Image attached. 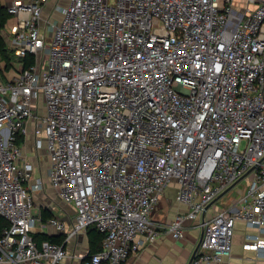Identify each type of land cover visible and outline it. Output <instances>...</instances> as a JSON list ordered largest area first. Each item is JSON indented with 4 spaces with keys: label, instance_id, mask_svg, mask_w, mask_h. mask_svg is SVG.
I'll return each instance as SVG.
<instances>
[{
    "label": "built area",
    "instance_id": "2783aa9c",
    "mask_svg": "<svg viewBox=\"0 0 264 264\" xmlns=\"http://www.w3.org/2000/svg\"><path fill=\"white\" fill-rule=\"evenodd\" d=\"M48 2L12 0L0 30L16 59L0 73V264H58L91 226L101 244L84 264H122L188 222L192 263L230 264L238 219L264 257V0H69L42 32ZM28 121L69 226L33 210L46 182L24 152ZM172 183L185 208L155 220ZM38 226L62 241L39 243Z\"/></svg>",
    "mask_w": 264,
    "mask_h": 264
},
{
    "label": "crops",
    "instance_id": "0c3cea01",
    "mask_svg": "<svg viewBox=\"0 0 264 264\" xmlns=\"http://www.w3.org/2000/svg\"><path fill=\"white\" fill-rule=\"evenodd\" d=\"M1 3L6 7L8 3L12 0H0ZM244 0H238V2H243ZM262 0H259V2ZM69 3V0H49L48 4L44 8L43 17L41 20V31L45 32L47 28L46 22L49 20H60L61 19V7L66 6ZM255 4L252 5L254 7ZM57 9V10H56ZM2 61V65L5 67L1 68V72L8 71L9 68H6V63L4 60ZM14 61H11L13 64ZM15 63V62H14ZM27 136L28 140L26 141V145L30 143L33 149L34 142L30 137L33 135V123L32 121H28L27 123ZM43 148L37 149L41 150ZM36 150V149H35ZM49 163V157H48ZM237 186L240 190H243L245 187V180L240 181ZM52 188V187H51ZM176 185L172 183L168 186L164 192V194L159 198L157 205L151 212V216L155 220H167L171 218L176 212L177 209L181 210L185 207L178 205L173 196V192L175 195ZM232 197L231 192L225 195V197L218 198L213 204L212 207L216 205L222 206L226 203V201ZM219 199L221 200V204L218 203ZM65 202V201H64ZM66 203V202H65ZM68 204V203H67ZM72 209L73 206L68 204ZM176 210V212H174ZM170 212L168 218L166 214ZM172 212V213H171ZM40 214V212H37ZM54 213V211L52 212ZM60 215L59 213H54L53 216ZM63 216V215H62ZM73 217H74V209H73ZM60 218V217H59ZM63 219V218H61ZM48 220V219H47ZM65 220V219H63ZM42 221V220H41ZM71 221L65 220L67 225L69 226ZM45 223L44 221H42ZM36 232H46L49 234H60L51 226H47L45 229H41L40 226L36 229ZM259 230L255 226H249L245 223V221L238 219L235 224L234 234L232 237V252L230 256V264H264V257H259L257 252L245 246L246 243V235L258 233ZM264 236V233L261 234ZM200 237V230L198 227L194 226L193 223L188 222V225L185 229V235L181 239H174L170 234L160 235L158 238L148 242L143 248L138 251L131 253L127 259L122 264H193L190 262L191 256L195 250L196 244L198 243ZM66 248L68 251V256L63 258L58 264H84V257L88 253L89 248V238L87 232L84 234L78 235L73 240H70L66 244Z\"/></svg>",
    "mask_w": 264,
    "mask_h": 264
},
{
    "label": "rangeland",
    "instance_id": "374dc122",
    "mask_svg": "<svg viewBox=\"0 0 264 264\" xmlns=\"http://www.w3.org/2000/svg\"><path fill=\"white\" fill-rule=\"evenodd\" d=\"M1 60H3V59L0 57V70H1V68L5 69V67L2 65ZM9 60L10 61H16L15 55L10 53L9 54ZM40 112L43 114L44 113L43 109H41ZM30 137L33 139V142H34V136L30 135ZM27 140H28V136H27L26 141ZM24 152L28 156H30L31 160L33 161L35 168H36V174L45 178V182H46V187L43 190L36 192L34 194V203H33L34 208H33V210L35 212H39L41 207H46V208L51 209L52 212L54 211V213L60 212V215L57 214L60 218H63L65 220H67L68 222L71 221L73 218V209L67 203H65L60 198L57 191H55V189L51 188L47 183L46 170H47V167L49 164L48 163V157L49 156H48L47 151L45 149L35 150L32 148L30 143H28L24 147ZM233 193L235 194L234 191L231 194L233 195ZM172 198H174V192H173ZM221 200H223V199H219L218 203L221 204ZM177 211H178V209H177ZM174 212H176V210ZM169 215H170V212H168L166 214L165 218H168Z\"/></svg>",
    "mask_w": 264,
    "mask_h": 264
},
{
    "label": "trees",
    "instance_id": "16d2710c",
    "mask_svg": "<svg viewBox=\"0 0 264 264\" xmlns=\"http://www.w3.org/2000/svg\"><path fill=\"white\" fill-rule=\"evenodd\" d=\"M10 15L6 11V7L0 1V30L9 20ZM13 54L12 51L7 47L6 42L1 35L0 32V57L5 61L6 68L11 66V61L9 60V54ZM33 54H27L23 60L25 65H28L30 62L33 61ZM40 217L42 221H47L50 217L53 216L51 209L46 207L40 208ZM7 221L0 216V235L2 232V228L6 226ZM88 238H89V248H88V255L97 251L100 248L102 233H100L95 227L91 226L87 230ZM35 239L40 243L43 240H50L54 242H61L62 241V234H49L46 232H34L33 233Z\"/></svg>",
    "mask_w": 264,
    "mask_h": 264
},
{
    "label": "water",
    "instance_id": "95a60500",
    "mask_svg": "<svg viewBox=\"0 0 264 264\" xmlns=\"http://www.w3.org/2000/svg\"><path fill=\"white\" fill-rule=\"evenodd\" d=\"M230 188H231V187L227 188L223 193H221V194L219 195V197H221V196H222L226 191H228ZM219 197H218V198H219ZM197 247H198V243L196 244L195 250L197 249ZM192 257H193V255L191 256L190 262H191V260H192Z\"/></svg>",
    "mask_w": 264,
    "mask_h": 264
}]
</instances>
